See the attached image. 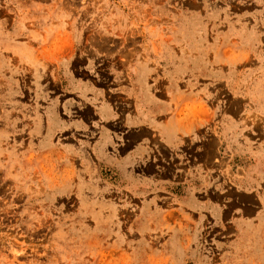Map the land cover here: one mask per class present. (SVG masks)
<instances>
[{
    "label": "rangeland",
    "instance_id": "374dc122",
    "mask_svg": "<svg viewBox=\"0 0 264 264\" xmlns=\"http://www.w3.org/2000/svg\"><path fill=\"white\" fill-rule=\"evenodd\" d=\"M0 264H264V0H0Z\"/></svg>",
    "mask_w": 264,
    "mask_h": 264
},
{
    "label": "crops",
    "instance_id": "0c3cea01",
    "mask_svg": "<svg viewBox=\"0 0 264 264\" xmlns=\"http://www.w3.org/2000/svg\"><path fill=\"white\" fill-rule=\"evenodd\" d=\"M144 73L139 71L136 73V78L134 77L133 81H130L128 86L124 89L123 93L126 96L127 102H129V107L137 110V113L131 112V114L123 119V122L130 127L129 131L125 133L124 145L120 150H128L137 144L141 139L146 136H152V132L161 136L165 144H175L177 139H184L183 136L187 134L188 129L186 128V123L183 119L175 115H167L169 107L167 105H160L156 101V91L158 85L153 84L149 85L148 81H145L143 77ZM129 97V99L127 98ZM140 107H144L145 110H140ZM165 109H161V108ZM167 116H166V115ZM176 117L179 121V125L185 126L181 129H177L174 133L169 136V142L166 140V135L161 133L160 124H166L167 120L171 117ZM144 117L147 118L148 122L145 124L142 123ZM151 131V133H149ZM141 133L139 137L133 140L132 135ZM127 136V137H126ZM140 150L138 148L136 151ZM147 168H150L152 171V165H147Z\"/></svg>",
    "mask_w": 264,
    "mask_h": 264
}]
</instances>
